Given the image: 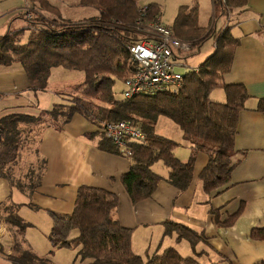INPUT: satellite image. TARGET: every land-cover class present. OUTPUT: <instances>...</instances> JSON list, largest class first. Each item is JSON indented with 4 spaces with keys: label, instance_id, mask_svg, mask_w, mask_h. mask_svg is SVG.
<instances>
[{
    "label": "trees",
    "instance_id": "obj_1",
    "mask_svg": "<svg viewBox=\"0 0 264 264\" xmlns=\"http://www.w3.org/2000/svg\"><path fill=\"white\" fill-rule=\"evenodd\" d=\"M29 1L27 7L19 11V18L25 20L27 27L19 30L9 28L0 34V65L20 63L26 72L29 88L34 91L47 88L55 67L82 70L86 78L70 93V101L64 99L37 115L11 112L0 116V178H7L25 190L21 181H14L13 168L7 167V164L17 160L23 128L28 132L27 126L49 123L61 128L71 121L75 113H80L101 130L106 122L129 119L145 133V142H130V154L120 152L103 135L108 145L110 143L119 154L131 159L130 169L121 177V182L132 203L150 198L164 180L152 170V165L157 161H163L170 168L167 181L183 191L193 179L196 151L187 162L175 156L174 149L179 143L155 131L158 118L166 116L183 130L185 138L193 141L198 149L208 152L209 162L200 176L205 191L208 194L218 193L227 186L236 165L235 138L239 115L248 97L243 84L224 82L223 76L231 69L238 44L228 28L216 29L214 25L204 36L198 26L196 12L189 15L181 12L172 26L174 34L192 43L190 54L199 51L203 42L213 38L216 41L213 53L201 63L198 71L185 74L177 93L125 98L122 90L121 96L116 97V81L124 82L130 74L128 45L139 39V34L131 28L136 26L140 15L141 0H80L82 5L97 7L100 16L64 24L56 20L49 22L36 11L31 19H27V9L31 3L39 4L45 11L56 12L61 18L60 10L49 0ZM214 2H219L223 10L229 7L230 11L231 6H243L247 0ZM148 8V18L154 20L160 17L158 4L150 3ZM225 29L228 32L223 31ZM27 30L30 33L24 41L22 36ZM218 87L226 91L225 102L210 97ZM3 95L0 92V98ZM258 109L264 111V99L260 101ZM34 181L31 180L33 183L28 187L31 192L38 186V182ZM117 207L118 196L115 193L82 185L70 214L51 212L53 228L49 240L52 246L77 247L78 264H204L195 256H183L174 247L147 256L136 254L132 249V228L123 226L113 216ZM3 209L8 212L7 223L17 228L13 252L7 257L10 264H54L48 257H41L24 247L25 240L19 236H23L28 223L14 212V206H4ZM212 214L220 222L219 212L212 209ZM236 216L220 223L230 225ZM165 226L166 233L177 230L180 237H187L193 244L198 238L184 225L166 222ZM73 230L78 231L75 237H71ZM252 237L264 239V227L254 228Z\"/></svg>",
    "mask_w": 264,
    "mask_h": 264
},
{
    "label": "crops",
    "instance_id": "obj_2",
    "mask_svg": "<svg viewBox=\"0 0 264 264\" xmlns=\"http://www.w3.org/2000/svg\"><path fill=\"white\" fill-rule=\"evenodd\" d=\"M29 2L0 0V34L9 28L19 30L27 27L25 20L19 18V11L26 8ZM49 2L60 10L62 18L67 19L56 2ZM65 2L74 4L72 1ZM208 17L209 14H204L202 23L198 20L204 36L211 31L218 17L217 26H226L233 38L238 40L231 69L223 76L224 82L243 84L248 93L237 125L236 165L230 182L222 191L208 194L204 189L200 176L209 162L208 152L198 149L193 141L185 138L183 130L172 119L160 116L155 131L179 143L174 149L176 157L187 162L196 151L193 179L190 186L181 191L167 181L170 168L163 161H157L152 165V170L164 180L150 198L132 203L121 182V177L130 169L131 159L119 154L110 143L109 147L104 141L103 130L96 123L75 113L71 121L61 128L51 123L29 127L36 152L31 170L34 169L33 180L38 182V186L31 192L28 187L33 183L32 178L29 183L13 178L15 182L21 181L25 190L7 178H0V208L14 206V212L16 210L22 214L24 207L28 206L37 211L28 213V217L34 221L42 217L51 219V232V212L70 214L82 185L104 188L118 196V207L113 216L123 226L132 228V249L136 254L147 256L174 247L183 256H195L204 264L264 262V239L252 237L254 228L264 227V111L258 109L260 101L264 99V0H247L245 5L227 14L221 11L217 15L215 11L212 20ZM67 20L82 21L80 18ZM173 25L168 26L172 28ZM29 33L25 31L22 36L24 41ZM205 44L202 43L199 51L206 48ZM215 47L216 41L212 38L208 50H205L211 49V55ZM55 77L68 80L55 88L52 86ZM85 78L82 70L55 67L47 88L34 91L29 88L26 72L20 63L0 65V92L4 94L0 98V116L11 112L40 114L55 103L62 102L64 97L67 99V94L73 92L75 86L83 83ZM210 97L220 102L227 100L222 87L215 88ZM162 117L167 119L162 122L164 129L160 131L157 124ZM212 209L219 212L222 223L235 214L237 216L232 224L223 225L212 214ZM34 221L32 224L35 226ZM166 222L186 226L198 236L197 240L193 244L187 237H180L177 230L166 233ZM2 224L0 249L10 254L15 246V237L12 229ZM28 228L19 237L25 240V248L33 250L32 243L37 246V240L33 241L36 234L33 235ZM49 228L45 232H49ZM77 235L78 231L73 230L72 236ZM26 236L33 238L31 243ZM34 253L39 255L36 251Z\"/></svg>",
    "mask_w": 264,
    "mask_h": 264
},
{
    "label": "rangeland",
    "instance_id": "obj_3",
    "mask_svg": "<svg viewBox=\"0 0 264 264\" xmlns=\"http://www.w3.org/2000/svg\"><path fill=\"white\" fill-rule=\"evenodd\" d=\"M53 1L56 2L59 7H61L63 15L67 19H74V18L78 19V18H80V19H82V21L74 22L71 20L64 19L62 17L60 18L56 12L45 11L42 9V7L39 4L34 5L33 3H31V5H29L30 7H33V8L29 7L27 9L28 12L26 14V18L31 19L34 16V12L36 11V12L41 13L42 16H44L47 20H49V22L56 20V22H58L59 24H64V23H67L68 21H71L72 23L88 21L91 18H95V17L97 18L100 16V11L97 7L91 6V5H89V6L81 5V3H79V0H53ZM65 1H69V2L72 1V2H74V4L69 5ZM140 3H141V6L149 5L150 3L158 4V6L161 9V11H160L161 14H160L159 19L168 25L174 23L181 12H184L187 15H189L191 12L195 11L200 23H202V21H203L204 14H209V17L212 20L213 17L215 16V11H216L217 15H220L221 11H222V13H225V14L229 13L228 12L229 7H227L226 10H223V9L221 10V4L219 2L215 3L214 0H141ZM234 8H236V7L231 6L230 11ZM84 18H87V19H84ZM139 19H140V15L138 16L137 20H139ZM147 20H153V19H151V17H150ZM52 23H54V22H52ZM214 25H216V29L226 28V26L224 27V26H221L220 24H219V26H217L216 21L214 22ZM131 29L137 31V29L135 27H132ZM143 31L147 32L148 29L144 28ZM223 31L228 32V29L227 30L225 29ZM137 36H139V38H140L141 34H139ZM209 41H211V39H207L205 42H203L204 44L206 43L205 44L206 48H202L201 51L193 52V53L189 54L188 56H186L185 57L186 62H185V58H184V60L182 61L183 65L178 66L177 70L185 75V74H187V73H189L195 69H199L201 63H203L204 60H206L208 58V56L210 55L209 51H212L211 49L209 51H207L208 50L207 48L209 47ZM205 49H207V50H205ZM58 77H61V76H58ZM67 80H68L67 78L57 79L55 77V79H53V81H52L53 82L52 86L56 88V86H59L60 84L65 83ZM123 88H124L123 81L117 80L115 85H114V90L117 92L115 94L116 97L121 96L120 91H122ZM65 96H66V94H65ZM67 96H69L67 99H65L66 97H64L63 99L70 101L72 99V97L70 96L69 93L67 94ZM65 100H63V101H65ZM45 102H47V99L45 100ZM165 119H167V118L162 117L158 121V124H157L158 130L161 131V129H164V125L162 124V122H164ZM173 126H175V125H173ZM27 127L29 128L32 126H27ZM28 132H27V129L25 130L23 128V132L21 133V137H22L21 146L19 149L17 160L15 162H11V164H7V167L13 168V172H14L13 174L16 176V178H19L23 182L25 181V182L29 183L30 179L32 178V180H33V178H34L33 173H35V172H34V169L31 170V168H33L32 166L34 164V157L36 156V152H35V147H34L35 144L32 143V140L30 139V137L32 136L33 133L31 135H29ZM15 212H16V210H15ZM34 212H37V211L29 208L28 206L24 207V209L22 210V214L21 213L18 214L16 212L18 215L21 214L26 219L27 218L29 219L28 221L25 220L26 222H28L25 230L29 227L28 230H31V232H33V235L36 234V238H34L33 241L37 240V246H35L32 243L33 251L34 252L36 251L39 255H41L43 257H48L54 264H78L80 262L79 259L76 258L77 254H78V248L77 247L76 248L53 247L50 240H49V234H50V228L49 227H50L51 222H52L51 219L47 218V217H42V219H36L35 218V221H34L33 219L28 217V213H34ZM7 213H8L7 211L0 208V225L3 226L2 223H4L5 228L6 227L11 228L13 231V235H14L15 230H17V229H15L9 223H7V221H6ZM33 221L36 223L35 226H34V224H32ZM35 227H37V228H35ZM47 228H49V232H45V230ZM1 229H2V227H1ZM71 237H72V233H71ZM26 239H28L29 241L28 240L27 241L31 243V240L33 238L31 239L30 236L29 237L26 236ZM7 257H9V254L5 253L4 250L1 249L0 264H10L11 262H9Z\"/></svg>",
    "mask_w": 264,
    "mask_h": 264
},
{
    "label": "built area",
    "instance_id": "obj_4",
    "mask_svg": "<svg viewBox=\"0 0 264 264\" xmlns=\"http://www.w3.org/2000/svg\"><path fill=\"white\" fill-rule=\"evenodd\" d=\"M148 9V5L141 6L140 19L135 26L143 34L140 33V38L128 45L131 70L123 82L125 98L177 93L185 76L177 67L183 65L182 61L193 49L190 41L176 36L173 29L159 18L147 20ZM144 28L148 31L144 32ZM103 131L123 153H131L129 144L132 140L145 142V133L129 119L106 122Z\"/></svg>",
    "mask_w": 264,
    "mask_h": 264
}]
</instances>
